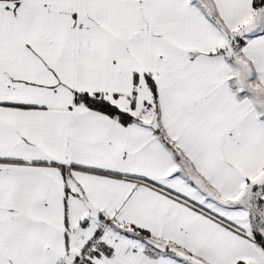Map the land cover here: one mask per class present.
<instances>
[{
    "label": "snow or ice",
    "instance_id": "obj_1",
    "mask_svg": "<svg viewBox=\"0 0 264 264\" xmlns=\"http://www.w3.org/2000/svg\"><path fill=\"white\" fill-rule=\"evenodd\" d=\"M0 264H264V0H0Z\"/></svg>",
    "mask_w": 264,
    "mask_h": 264
}]
</instances>
